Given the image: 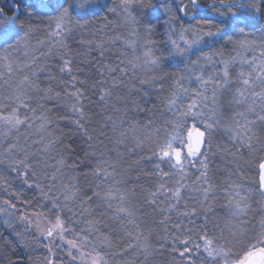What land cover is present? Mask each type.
<instances>
[{"label":"snow or ice","instance_id":"obj_1","mask_svg":"<svg viewBox=\"0 0 264 264\" xmlns=\"http://www.w3.org/2000/svg\"><path fill=\"white\" fill-rule=\"evenodd\" d=\"M0 222V264H264V0L0 3Z\"/></svg>","mask_w":264,"mask_h":264},{"label":"trees","instance_id":"obj_2","mask_svg":"<svg viewBox=\"0 0 264 264\" xmlns=\"http://www.w3.org/2000/svg\"><path fill=\"white\" fill-rule=\"evenodd\" d=\"M0 3H4V0H0ZM113 3V0H109V5L111 6V4ZM111 18V16H110ZM101 24L100 21H96V26L99 27ZM119 31L122 33V34H125L126 35V32H125V29L124 28H120ZM157 40L160 39V36L158 35L156 37ZM73 47L76 51H81V49H79L75 43H73ZM76 62L80 65V67L84 70V71H88L89 70V65L83 63L81 61V58L80 57H77L76 58ZM58 71V69H56ZM74 74L76 75H80L81 78H83V75L82 73H75ZM67 78V77H65ZM153 103H158L157 101H155V98H153ZM149 108L152 107V103H149L147 105ZM137 118L138 119H144L145 118V114L144 113H139L137 115ZM79 142V141H78ZM226 142V140L222 139V137L219 138L217 144H224ZM243 159H248V157L244 154L243 155ZM146 170H151V166H148V165H142ZM245 168V172L243 174V177H242V182L244 184H251L254 180H257L258 179V175H257V169L255 168V164L253 163V167L252 168H247L246 166H244ZM220 179L222 180L223 179V176H220ZM142 183L146 184L147 181L146 180H142ZM224 203L223 200H220L218 203H217V207H216V216L213 217V220L215 221L217 219V217L222 221L223 220V217H224V212L223 210L221 209L220 205H222ZM2 223V222H0ZM209 227L211 228V224L209 225ZM0 232H4L5 235H8V232L2 227L0 226ZM163 235V230L161 229L159 232L157 233H154V238H158L159 236ZM18 251L20 253H24L25 250L23 248H20L18 249ZM38 253V256H42L44 255V249L42 248H37L36 249ZM36 251H31V250H28V254H31L33 256V258L35 259L36 257ZM13 259H15V257H13ZM25 262L27 264V255H25ZM150 264H174V255L172 253H170L169 251H161V252H158L156 255H154L152 258H151V261H150Z\"/></svg>","mask_w":264,"mask_h":264},{"label":"rangeland","instance_id":"obj_3","mask_svg":"<svg viewBox=\"0 0 264 264\" xmlns=\"http://www.w3.org/2000/svg\"><path fill=\"white\" fill-rule=\"evenodd\" d=\"M239 70H240L239 67H237L236 69H234V71H239ZM228 99H230V97H225L224 101H222V103H224V105H225L226 108H227V100ZM220 137H222V139H224V140L227 141V137L226 136H222V135H219L218 134L217 137H216V139L213 142L214 146L217 144V142H218V140H219ZM244 154L247 156V153L246 152ZM152 163H154V161L153 162H144V165L152 166ZM225 165H226V161H224L223 159H221L219 155H217L216 157L213 158V167H214V170L215 169H221L222 170V169H224ZM244 166H246L249 169L253 167V165H251V166L244 165ZM19 230H21V231L23 230V225H19ZM38 253L39 252H37L35 255L38 256ZM44 254H45V251H44ZM140 259H143V257H141Z\"/></svg>","mask_w":264,"mask_h":264}]
</instances>
